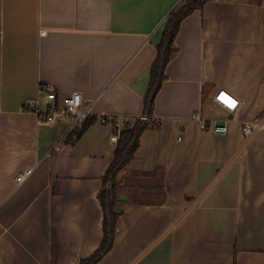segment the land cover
Masks as SVG:
<instances>
[{
	"label": "crops",
	"instance_id": "1",
	"mask_svg": "<svg viewBox=\"0 0 264 264\" xmlns=\"http://www.w3.org/2000/svg\"><path fill=\"white\" fill-rule=\"evenodd\" d=\"M182 1L0 0V264H79L99 247L116 145L98 118L141 117L164 23ZM176 37L154 101L159 127L117 174L127 200L97 264H264V131L242 132L264 113V0L210 1ZM41 87L81 95L95 120L74 142L65 114L48 125L24 109ZM220 90L235 114L213 101ZM193 114L228 119V132L202 130Z\"/></svg>",
	"mask_w": 264,
	"mask_h": 264
},
{
	"label": "trees",
	"instance_id": "2",
	"mask_svg": "<svg viewBox=\"0 0 264 264\" xmlns=\"http://www.w3.org/2000/svg\"><path fill=\"white\" fill-rule=\"evenodd\" d=\"M213 0H183L167 16L159 44L156 47V58L150 67L149 83L142 99L141 117L152 119L154 101L163 82L166 80L165 71L171 58L177 52L175 39L180 25L184 19L195 11H202L206 3ZM87 118L81 128L70 137V143L77 140L83 131L94 121ZM159 120L144 121L134 120L132 126L125 124L124 130L119 134L118 141L113 153V158L102 178V189L98 195L102 209V240L99 247L89 257L80 261L79 264H97L102 257L112 248L115 236V226L118 214L114 212V206L119 202L118 197L123 194L127 187L116 183L119 174L134 158L139 147V139L143 132L159 127ZM69 138V137H68Z\"/></svg>",
	"mask_w": 264,
	"mask_h": 264
},
{
	"label": "built area",
	"instance_id": "3",
	"mask_svg": "<svg viewBox=\"0 0 264 264\" xmlns=\"http://www.w3.org/2000/svg\"><path fill=\"white\" fill-rule=\"evenodd\" d=\"M44 35V33H41ZM224 97V98H223ZM37 100L42 102V106L38 105ZM37 100L26 102L24 109L33 112L38 119L42 120L48 125L54 123L55 116L59 114H65L70 119V126L67 130L68 136L79 130L85 120L88 118V112L82 107L81 95L73 92L68 95L59 97L53 87H41L39 88V98ZM216 104H220L221 108L228 114H235L238 108V101L228 94L220 90V92L214 97L213 100ZM139 119L144 121H152L153 119L140 117ZM192 119L198 121L202 130L208 129L214 134L225 135L228 132L229 120H211L209 122L201 120L198 114H193ZM99 123L109 124L113 128L112 136H110L111 143L117 144L119 134L125 128L127 123L122 117H107L100 116L98 118ZM264 131V119H255L253 121L244 122L242 124V132L244 136L249 140L258 133ZM179 140V138H178ZM59 148L56 147L55 151ZM32 173V169H24L17 172L15 176V183L21 184Z\"/></svg>",
	"mask_w": 264,
	"mask_h": 264
},
{
	"label": "water",
	"instance_id": "4",
	"mask_svg": "<svg viewBox=\"0 0 264 264\" xmlns=\"http://www.w3.org/2000/svg\"><path fill=\"white\" fill-rule=\"evenodd\" d=\"M118 200H119V201H125V200H127V197H126L125 195H120V196L118 197Z\"/></svg>",
	"mask_w": 264,
	"mask_h": 264
},
{
	"label": "rangeland",
	"instance_id": "5",
	"mask_svg": "<svg viewBox=\"0 0 264 264\" xmlns=\"http://www.w3.org/2000/svg\"><path fill=\"white\" fill-rule=\"evenodd\" d=\"M251 1H254V2H258L259 0H251ZM217 118H219V116H217ZM264 119V113H262L259 117H257L256 119Z\"/></svg>",
	"mask_w": 264,
	"mask_h": 264
},
{
	"label": "bare ground",
	"instance_id": "6",
	"mask_svg": "<svg viewBox=\"0 0 264 264\" xmlns=\"http://www.w3.org/2000/svg\"><path fill=\"white\" fill-rule=\"evenodd\" d=\"M224 98V97H223Z\"/></svg>",
	"mask_w": 264,
	"mask_h": 264
}]
</instances>
